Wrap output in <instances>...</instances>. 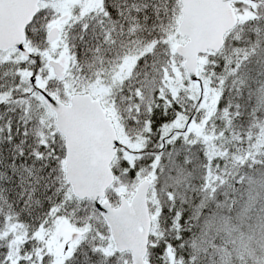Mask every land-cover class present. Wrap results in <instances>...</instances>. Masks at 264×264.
<instances>
[{
	"label": "snow or ice",
	"instance_id": "snow-or-ice-1",
	"mask_svg": "<svg viewBox=\"0 0 264 264\" xmlns=\"http://www.w3.org/2000/svg\"><path fill=\"white\" fill-rule=\"evenodd\" d=\"M0 264H264V0H0Z\"/></svg>",
	"mask_w": 264,
	"mask_h": 264
}]
</instances>
